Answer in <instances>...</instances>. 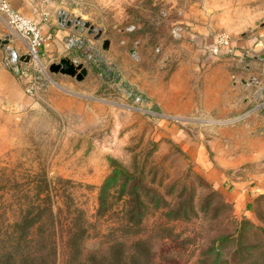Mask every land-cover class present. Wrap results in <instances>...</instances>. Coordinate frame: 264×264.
Here are the masks:
<instances>
[{
	"label": "rangeland",
	"instance_id": "1",
	"mask_svg": "<svg viewBox=\"0 0 264 264\" xmlns=\"http://www.w3.org/2000/svg\"><path fill=\"white\" fill-rule=\"evenodd\" d=\"M48 9L76 42L40 54L28 76L16 74L19 95L0 100V264H264V195L244 214L206 177L222 160L243 162L237 176L264 169V158L248 161L264 152V133H249L254 103L243 102L264 101V0H52ZM61 11L70 28L58 25ZM77 19L89 27L76 29ZM63 58L82 65V80L81 70L50 72ZM117 168L132 179L111 185L99 219V189ZM44 176L60 196L52 212L71 199L86 236L55 224L30 244L29 227L14 224L27 197L44 196ZM133 185L141 224L124 231Z\"/></svg>",
	"mask_w": 264,
	"mask_h": 264
},
{
	"label": "crops",
	"instance_id": "2",
	"mask_svg": "<svg viewBox=\"0 0 264 264\" xmlns=\"http://www.w3.org/2000/svg\"><path fill=\"white\" fill-rule=\"evenodd\" d=\"M8 1L15 11L39 25L40 33L44 38V42L39 49L41 55L53 51L62 53L65 49L70 48V43L76 42V39H73V36L69 35L66 31L56 28L52 17L46 21H42L40 18L41 8L34 0ZM6 38H9L8 44L0 46L1 101L9 100L7 98H10L12 94H14L13 96L19 95L20 91L17 87V75L5 66V50L7 48L16 49L22 55L25 54V48L19 35L8 27L5 17L0 14V40L2 41ZM258 97V94L253 93L252 96L243 98V102L247 105L254 103V107L247 115V117L250 118V122L245 125L247 130L252 135L257 132L261 136V134L264 133V112L262 113L263 115L260 114L261 110L264 108V101L255 104L256 100L259 99ZM255 137L256 136L253 138ZM259 140H261V138ZM263 158L264 152L258 153L254 151L250 153L248 161L257 163ZM237 159H239V157ZM241 163L239 160L231 163L227 160H222V162H220L221 167L216 165V169L208 171L206 177L217 189L222 191L225 198H227L234 208H238V210L244 208L245 211H243V213L246 214L251 211L254 200L264 195V169L253 171L243 176H237L235 174L237 170H240Z\"/></svg>",
	"mask_w": 264,
	"mask_h": 264
},
{
	"label": "trees",
	"instance_id": "3",
	"mask_svg": "<svg viewBox=\"0 0 264 264\" xmlns=\"http://www.w3.org/2000/svg\"><path fill=\"white\" fill-rule=\"evenodd\" d=\"M120 171V172H119ZM120 173V174H118ZM122 177L124 180L132 179L131 176H128L125 172H123L121 169L117 168V171H114L103 183V185L99 189L97 202H98V208L96 210V217L97 218H104L108 213V198H109V192L111 190V185L115 184L116 181H118ZM42 183L45 187V194L43 197H40L39 195H35L34 198L30 197V199H26L27 206H25L24 210H20L19 213H16L14 215V224L16 226H21L22 224L29 227L30 232L27 234L26 238L28 239V242L30 244H34L36 240V234L34 233V230L40 228V227H55V224L64 227H68L69 229H77L78 231H82L80 234V237L86 236L87 227L88 224L86 219L83 216V212L74 205L73 201L69 199L68 197L62 199L63 204L67 203V206L65 204L66 212L62 211V209L58 208L57 211L54 213L52 212L51 208L54 203H56V200L60 198L57 195H52L51 193V181L44 176V179H42ZM132 193L130 196L133 197V204L135 203V206L131 207V210L122 211L123 216L122 220L126 218V222L130 223L129 225H119V228L121 230L127 231L129 229H132L131 227H138L141 224L140 217L138 216L140 213V198L137 192L133 189L134 185L131 186ZM72 209L73 212L70 211ZM67 213V214H66ZM73 213L75 216H73ZM138 221V222H137ZM125 222V221H124ZM138 224V226H137ZM109 229V228H108ZM76 232V233H77ZM73 234V237H77V234ZM232 241V237H226L221 240L226 241ZM122 244V243H121ZM135 244H140V241H136ZM52 253H55L52 251ZM31 260H33L36 255L35 253L30 254ZM134 264V263H133Z\"/></svg>",
	"mask_w": 264,
	"mask_h": 264
},
{
	"label": "built area",
	"instance_id": "4",
	"mask_svg": "<svg viewBox=\"0 0 264 264\" xmlns=\"http://www.w3.org/2000/svg\"><path fill=\"white\" fill-rule=\"evenodd\" d=\"M52 0H34V2L41 8L40 18L46 21L51 18V13L48 9ZM0 14H2L8 27L15 31L25 48V54L30 56V63L28 65L20 63L21 54L16 49L7 48L5 50V66L15 74L28 76L32 67L39 64V49L44 42V38L40 33L39 25L30 19L25 18L20 13L15 11L8 0H0ZM74 43H70V47ZM33 85H30L28 90H32Z\"/></svg>",
	"mask_w": 264,
	"mask_h": 264
},
{
	"label": "water",
	"instance_id": "5",
	"mask_svg": "<svg viewBox=\"0 0 264 264\" xmlns=\"http://www.w3.org/2000/svg\"><path fill=\"white\" fill-rule=\"evenodd\" d=\"M65 18H66L65 13L63 11H61L59 16L57 17L58 25L61 26V27L65 26L66 28H70L71 25L73 24V22L69 21V20L65 21ZM75 25H76V29H80L81 25L83 26V28H88L89 27V23L83 22L80 19H77L75 21ZM92 29H93V27L90 26V31ZM8 42H9V38H6V39H4L2 41L0 40V46L7 45ZM107 47H108V41H105L104 45H103V48L106 50ZM19 61L22 64L28 65L30 63V56L28 54H22L20 59H19ZM77 70H81V73L76 75V79L78 81H80V80H82V77L84 75H86V70L82 69V65L81 64L75 66L69 59L63 58L60 61L59 65H52L50 67V72L55 73V72L60 71L61 74L68 75V76H71V77L76 74ZM254 82H255V80H254V78H252L251 81H249V84L253 85V84H255ZM241 83L245 84V81H242Z\"/></svg>",
	"mask_w": 264,
	"mask_h": 264
}]
</instances>
